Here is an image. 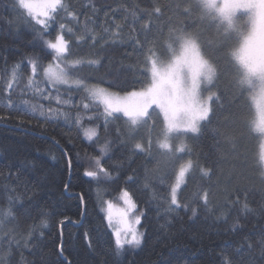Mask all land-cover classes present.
Segmentation results:
<instances>
[{
    "label": "trees",
    "instance_id": "16d2710c",
    "mask_svg": "<svg viewBox=\"0 0 264 264\" xmlns=\"http://www.w3.org/2000/svg\"><path fill=\"white\" fill-rule=\"evenodd\" d=\"M189 2L66 0L70 10L80 18L81 25L87 22L98 39L106 35L105 28L115 31L112 28L114 22L123 28L124 39L117 43H106L103 48L98 46L96 49L87 41L79 44V54L85 59H94L96 51L107 58L99 71L83 69L81 75L94 77L91 83L103 79L123 87L133 80L137 68L141 67V54L132 43L136 31L131 26L130 10L139 12L140 9H151L154 4L159 5L163 15L158 20L153 16V21L162 30L161 40L167 38L170 23L175 26L177 20L183 21L189 31L198 35L206 55L219 68L217 88L222 94L223 107L213 101L216 112L211 124H206L199 135H190L188 140L200 164L213 169L212 178L209 180L194 174L189 178L187 189L182 187L181 193L183 203V197H190L202 186L209 193L208 205L204 206L202 202L193 205L198 209L195 218L188 209L166 213L168 181L162 183L159 179L163 175V158L153 159L134 151L132 143L122 145L120 140L126 137L121 135L118 140L111 123L102 133L101 142L105 137L115 141L113 159L105 166L121 165L119 178L99 187L89 183L90 178L84 177L83 172L93 170L89 157L98 154L99 145L88 141L82 131L78 132L72 126L71 120L65 122L61 117L45 121L30 115V109L22 101L43 105L45 109L49 105L54 109L62 108L69 117L74 114L71 105H58L54 99L55 89L41 83L53 96L52 100L29 94L27 90L23 96L13 92L16 107L5 108L7 93L3 92V74L0 73V115L6 117L0 120V212L8 209L10 199L18 197L11 205L15 219L9 218L4 224L5 231L15 230L13 235L19 241V244L12 245L9 264H22V261L23 264H64L65 258L70 264H114V236L106 228V213L101 201L115 200L123 189L132 193L137 211H144L142 231L145 232V243L139 249H128L119 257L121 264H221L222 254L239 259L235 250L242 246L247 261L249 243L254 246L257 264H264L258 255V242L264 237V212L261 211L264 207V178L260 176L257 164L259 138L247 128V122L252 120V104L247 100H241L239 104L229 103L239 65L224 55L226 38L218 34L207 20L184 17L182 9ZM65 22L75 27L76 22L71 17ZM30 33L31 29L14 10L13 0H0V67H3L4 60L11 67L34 55H43L39 45H34ZM218 55H224V59L217 61ZM20 71L22 86L30 68L21 63ZM66 89L67 86H60L62 98L71 96V104L78 105L79 94ZM91 107L98 108L95 115L102 112V105L93 104ZM81 114L85 117L84 127L98 126L103 122V116H100L95 125L90 124L86 117L93 113L81 110ZM116 124L123 132V123ZM154 132L151 133L152 153L156 156ZM225 134L234 137L235 149L225 140ZM146 135L147 130L141 129L137 140L142 142ZM53 138L60 142L59 146ZM67 157L73 161L70 174ZM127 176H132L134 182L127 181ZM80 194H83L82 201ZM245 202L251 211H244L242 205ZM42 220L46 224H42ZM237 222L240 226L233 230ZM29 232L30 238H26ZM85 233L91 239V248ZM6 251V247L0 249V255Z\"/></svg>",
    "mask_w": 264,
    "mask_h": 264
},
{
    "label": "snow or ice",
    "instance_id": "6c2138e0",
    "mask_svg": "<svg viewBox=\"0 0 264 264\" xmlns=\"http://www.w3.org/2000/svg\"><path fill=\"white\" fill-rule=\"evenodd\" d=\"M13 8L31 29L34 45H39L43 55H34L11 67L8 66L7 60H4L0 73L3 74V92L7 93L4 97L5 108L16 107L12 99L13 92L23 96L26 90H31L39 93L42 98L52 100L53 96L40 84L51 86L55 89L56 103L62 106L71 105L74 109L71 117L62 108L54 109L49 105L45 109L43 105L30 104L28 100H23L22 103L28 106L30 115L45 121L58 120L61 117L65 122L71 120L72 126L78 132L82 131L88 141L99 145L98 154L89 157L93 170L85 169L83 172L84 177L90 178L89 183H95L99 187L119 178L121 165L105 166L113 159L115 141L105 137L101 142L102 133L111 123L118 140L121 135L126 137L120 140L122 145L132 143L134 151L153 159L163 158V175L159 179L162 183L168 181L164 211L171 214L188 209L195 218L198 209L193 205L202 202L207 206L209 193L200 186L190 197H183L182 203L181 189H187L189 178L197 173L210 180L213 169L200 164L188 140L190 135H199L206 124H211L216 112L213 101L223 107L222 94L217 88L220 79L219 68L206 57L201 43L198 42V35L189 31L183 21L177 20L175 26L170 23L167 27V38L161 40L162 30L159 24L153 21V16L158 20L163 15L159 5L154 4L151 9H140L139 12L130 10L131 26L136 31L132 43L141 54V67L137 68L133 80L123 87L107 83L103 79L91 83L94 77L81 75L83 69L87 67L99 71L105 66L107 58L96 51L94 59H85L79 54V44L87 41L96 49L98 46L103 48L106 43H117L124 39L120 24L113 23L112 28L115 31L105 28L106 35L98 39L88 28L87 22L81 25L80 18L76 12L70 10L66 0H13ZM182 12L186 19L207 20L218 34L226 38L224 55L239 65L229 103L239 104L241 100H247L256 108L257 118L248 121L247 128L259 138L257 164L259 174L264 178V0H235L233 3H225V0H190ZM67 17L76 22L75 27L65 22ZM169 20L171 21V17ZM109 37L112 39L109 40ZM224 55H218L217 61H222ZM21 63L30 68V74L22 86ZM60 86H68L66 91L69 92L76 91L79 94V104H71V96L62 98ZM93 104L102 105L99 116L95 115L98 108L91 107ZM81 110L93 113L86 117L90 124L95 125L100 116H103V122L98 126L84 127L85 117L82 116ZM3 119L6 117L0 115V120ZM116 122L123 123V132ZM157 123L160 130L155 142L157 154L153 156L151 133ZM141 128L147 129V135L142 138V142L137 140ZM224 138L235 149L234 137L225 134ZM53 140L59 146L60 142L55 138ZM77 161L79 162V153ZM66 162L70 174L72 158L67 157ZM127 181L134 182V178L127 176ZM67 187L65 184L66 189ZM12 192L15 190L12 189ZM79 198L82 201L83 194H80ZM16 199L18 197L10 199L8 209L0 212V249L7 248V251L0 255V264H9L13 243L19 244L13 235L15 230H4L5 222L9 218L15 219L11 205ZM120 199L126 208L119 210L115 222V206L111 201H101L107 205L104 217L106 228L110 229V235L114 236V264H121L119 257L128 249H139L145 243V232L142 231L144 211H137L138 205L128 189L121 191ZM242 208L244 211H251L246 202ZM261 211L264 212V207ZM41 223L46 224V221L42 220ZM239 226L237 222L233 230ZM21 235L23 236V233ZM26 238H30V232ZM85 238L91 248V239L87 233ZM258 244V255L264 260V237ZM253 247L252 244H247V261L244 260L242 246L235 250L239 259L222 254L221 264H257ZM64 264L70 262L65 258Z\"/></svg>",
    "mask_w": 264,
    "mask_h": 264
},
{
    "label": "rangeland",
    "instance_id": "374dc122",
    "mask_svg": "<svg viewBox=\"0 0 264 264\" xmlns=\"http://www.w3.org/2000/svg\"><path fill=\"white\" fill-rule=\"evenodd\" d=\"M233 2H235V0H225V3H233ZM242 14V13H241ZM194 34H196L195 32H194ZM198 42H200L199 41V38H198ZM174 46H176L175 44H174ZM239 47V45L237 44V48ZM202 50H203V52H205L204 51V49H203V47H202ZM206 57L208 58V59H210L207 55H206ZM211 61V60H210ZM212 62V61H211ZM37 80L39 81V78L37 77ZM40 86L42 87V88H45V89H47L45 86H43L42 84H40ZM68 87V86H67ZM28 91V93L29 94H32V95H39V93H34L33 91H31V90H27ZM252 104V103H251ZM252 108H253V114H252V119H256L257 118V111H256V108H255V106L252 104V106H251ZM149 127H151V125H149ZM142 129V131H145V130H147V129H145V128H141ZM159 130H160V126H159V124L157 123V126H156V128H155V132H154V136H155V138H157V136H158V134H159ZM154 142H156V139H155V141ZM259 143H260V141H259ZM258 153H259V149H258ZM121 193V192H120ZM104 201H111L112 203H113V205L115 206L114 208H113V214H114V222H115V216H116V214L119 212V210L120 209H125L126 208V205L124 204V202H123V200L122 199H120V194H119V196H118V198H116L115 200H110V199H105ZM103 207H104V210H105V213H106V208H107V205H106V203H104L103 204Z\"/></svg>",
    "mask_w": 264,
    "mask_h": 264
}]
</instances>
